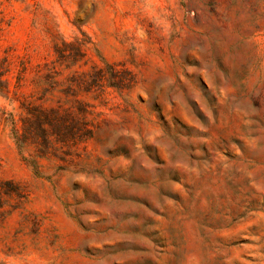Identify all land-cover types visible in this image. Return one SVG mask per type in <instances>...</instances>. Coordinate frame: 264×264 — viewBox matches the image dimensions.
<instances>
[{
    "label": "rangeland",
    "instance_id": "374dc122",
    "mask_svg": "<svg viewBox=\"0 0 264 264\" xmlns=\"http://www.w3.org/2000/svg\"><path fill=\"white\" fill-rule=\"evenodd\" d=\"M0 264H264V0H0Z\"/></svg>",
    "mask_w": 264,
    "mask_h": 264
}]
</instances>
